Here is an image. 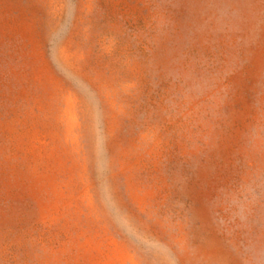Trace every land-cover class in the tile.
Returning a JSON list of instances; mask_svg holds the SVG:
<instances>
[{"label":"rangeland","instance_id":"obj_1","mask_svg":"<svg viewBox=\"0 0 264 264\" xmlns=\"http://www.w3.org/2000/svg\"><path fill=\"white\" fill-rule=\"evenodd\" d=\"M0 264H264V0H0Z\"/></svg>","mask_w":264,"mask_h":264}]
</instances>
